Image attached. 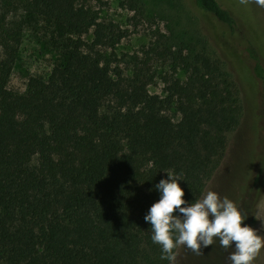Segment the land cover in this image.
Wrapping results in <instances>:
<instances>
[{
  "label": "trees",
  "instance_id": "1",
  "mask_svg": "<svg viewBox=\"0 0 264 264\" xmlns=\"http://www.w3.org/2000/svg\"><path fill=\"white\" fill-rule=\"evenodd\" d=\"M182 1L199 27L157 28L125 71L112 51L124 32L86 0H1L0 264H168L143 220L153 186L171 172L182 199L199 200L250 110L264 130L263 45L225 47L216 23L234 32L235 14L219 0ZM122 5L144 13L147 3ZM38 23L63 61L18 93L8 83L24 30ZM151 56L163 67L154 73ZM236 59L251 75L252 109Z\"/></svg>",
  "mask_w": 264,
  "mask_h": 264
},
{
  "label": "rangeland",
  "instance_id": "2",
  "mask_svg": "<svg viewBox=\"0 0 264 264\" xmlns=\"http://www.w3.org/2000/svg\"><path fill=\"white\" fill-rule=\"evenodd\" d=\"M99 12L102 21L113 22L120 32H124L119 42L112 49L116 55L115 64L124 69H130L132 58L136 55L144 57V52L154 42L156 29L168 33L171 27L188 28L195 31L197 22L191 18L183 6L182 0H171L175 4L170 7L168 2L159 0H144L147 5L144 13L134 11L122 5L125 0H86ZM226 8L230 9L236 16L238 29L234 32L220 23H216L218 37L221 43L232 50L245 51L248 40L254 39L263 45L264 52V5L256 3V0H219ZM1 4V0H0ZM179 4L182 5L179 7ZM171 26V27H170ZM199 27V25H198ZM171 28L176 31V29ZM119 32V33H120ZM75 38V36H72ZM83 38L92 39V31L85 34ZM52 41L46 28L41 23L28 25L23 34L22 45L17 55L8 87L18 93H23L31 76H46L52 67L61 61L62 51ZM258 46V42H257ZM111 51V49L109 50ZM121 61V63H120ZM151 71L154 73V65L158 71L163 67L154 63V56L149 60ZM236 70L241 78L248 84V97L253 105L254 89L251 75L238 59L234 61ZM248 65V62H245ZM264 66V57H262ZM251 86V87H250ZM257 91H264L260 80H256ZM152 93H160L162 84L157 78L150 84ZM257 108L261 107L255 101ZM256 115V114H255ZM261 117L257 114L253 117L250 110V118L243 121V132L234 131L229 135L227 148L222 161L212 179L208 182L204 193L211 190L220 198L227 197L240 211L244 221L264 241V147L260 140L264 138ZM259 168L262 170L259 173ZM231 248H221L219 242L214 240L213 244L197 252L180 245L175 252L174 264H229L227 260ZM252 264H264V247L255 256Z\"/></svg>",
  "mask_w": 264,
  "mask_h": 264
},
{
  "label": "clouds",
  "instance_id": "3",
  "mask_svg": "<svg viewBox=\"0 0 264 264\" xmlns=\"http://www.w3.org/2000/svg\"><path fill=\"white\" fill-rule=\"evenodd\" d=\"M256 3L264 5V0H256ZM165 173L166 178L153 186L158 199L143 216L150 226L152 243L160 246L161 259L174 264V248L183 245L197 252L216 240L221 248L232 249L227 256L229 264H252L264 247V241L257 230L247 224L242 226L245 218L236 205L211 190L202 199L189 203L182 199L184 191L178 183L180 180L171 172Z\"/></svg>",
  "mask_w": 264,
  "mask_h": 264
}]
</instances>
